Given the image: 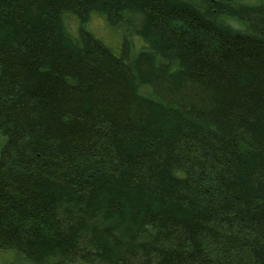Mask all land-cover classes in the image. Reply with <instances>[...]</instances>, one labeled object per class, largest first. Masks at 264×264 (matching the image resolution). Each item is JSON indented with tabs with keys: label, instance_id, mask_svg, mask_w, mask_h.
Here are the masks:
<instances>
[{
	"label": "trees",
	"instance_id": "trees-1",
	"mask_svg": "<svg viewBox=\"0 0 264 264\" xmlns=\"http://www.w3.org/2000/svg\"><path fill=\"white\" fill-rule=\"evenodd\" d=\"M0 264H264V0H0Z\"/></svg>",
	"mask_w": 264,
	"mask_h": 264
},
{
	"label": "rangeland",
	"instance_id": "rangeland-1",
	"mask_svg": "<svg viewBox=\"0 0 264 264\" xmlns=\"http://www.w3.org/2000/svg\"><path fill=\"white\" fill-rule=\"evenodd\" d=\"M90 28L95 32L96 36H98L99 38L103 37L105 40H107L109 43H107L103 38L105 43L112 47L115 48L114 45H117L119 43V39H120V33L114 30H111L105 23V21L101 18H94L91 22H90ZM93 32V33H94ZM101 36V37H100ZM116 49V48H115Z\"/></svg>",
	"mask_w": 264,
	"mask_h": 264
}]
</instances>
